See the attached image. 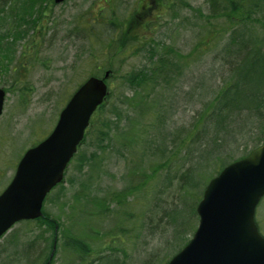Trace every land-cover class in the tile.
Returning <instances> with one entry per match:
<instances>
[{
	"label": "trees",
	"instance_id": "16d2710c",
	"mask_svg": "<svg viewBox=\"0 0 264 264\" xmlns=\"http://www.w3.org/2000/svg\"><path fill=\"white\" fill-rule=\"evenodd\" d=\"M50 3L53 1L0 0V81L1 77H7L8 73V82L3 87L7 93L17 89L22 96L25 94L24 90L31 89V86L23 82L20 77L19 69L23 63L20 57L15 56L17 44L19 40L25 39L30 31H34L38 36V29L43 28L44 16L51 10ZM165 4L169 7L172 2L168 3L165 0ZM185 5L202 21V27L209 33V40L205 44L207 50L210 49L212 53L216 51L215 62L219 63L226 73L216 84L211 96L202 105L196 119H193L187 129L182 127L174 134L168 133L164 116L165 106L159 99L163 95H160L165 92V89L173 90L172 86L176 84L177 76L182 73L181 65L187 64L203 43L199 42L187 55L179 54L172 46L164 45L161 41L155 45L150 42L151 39L143 44L136 38L137 29H131L132 25L127 23L125 25L128 27H124V23L119 21L121 19L111 12V19L108 22L110 35L107 37L106 47L109 51L107 57L117 53L123 54L131 44L139 43L145 45L142 51L148 63L122 76V81L132 89L131 97L126 98V95L122 94L123 100L120 104L125 107L124 115L117 105L107 109L112 97V91H110L105 102L93 115L74 158L78 162L76 167L79 172H82L85 167L101 168L100 156L111 149V145L108 144L111 139L121 141V146L118 145L119 148L115 150L118 155L132 156L137 153V156L130 159L127 173L122 179L123 187L109 189L105 193L98 190V194H94L91 188L97 182L96 178L90 175L85 182L81 183V189L74 194L75 208L73 202L72 206L66 205L67 208H74L70 216L73 227L62 231L61 249L69 250V264L125 263L128 259L127 254L123 249L113 247L116 244L114 236L117 234L116 231L124 236L132 231L135 232L141 220L133 210L127 208L131 203L129 198L143 190L147 191V186L154 189L157 184L154 186L153 181L161 173L165 174V180L158 189L159 196L161 197L171 188L177 190L179 194L171 202L168 201L170 196L159 198L156 195L153 198L152 206L146 212L148 228L152 233L156 226H159L161 230L164 228L166 234L174 225L173 234L176 232V238L173 239L172 246L170 245L163 258L151 256L147 264H166L192 236L197 225L195 209L206 184L226 165L234 161L227 152L229 150L227 147L230 146L229 137L232 135L230 134L231 125L243 116L247 119L261 118L259 137L252 141L250 151L262 142L264 135V0H204L203 7L206 13L189 4ZM106 10L108 8H100L97 16L102 17ZM94 21L87 27V39L91 40L93 37L95 41H98L97 38L105 37V34L101 35L97 31L98 36L92 34L93 30L100 25L98 17ZM217 27L222 28L220 35L226 36L220 48L218 44L224 39H218ZM117 31L119 35L115 38ZM39 36L43 38L42 33ZM156 57L158 60L156 64H153V59ZM107 70L110 71L109 81H112L116 77V72L108 64L103 65V68L97 67L96 71L89 76L101 77ZM157 95L160 96L158 100L155 99ZM63 97L64 102H67L70 95H63ZM102 111L104 118L102 119L101 115L96 117ZM88 137L91 139L89 145L92 147L90 154L80 151ZM190 144L196 146L195 154L197 155L188 152L185 158H180L181 151ZM146 157H158L159 161L153 164L149 158L146 160ZM136 158L143 159V162L145 159L146 167L135 162ZM130 163H132L131 166ZM178 164L179 166L173 172L172 166ZM185 164H188V168L183 169ZM59 186L63 187L62 184ZM82 207L85 209L82 210ZM74 215L77 216L76 219ZM108 218L112 221L114 219L115 228L102 232L101 228L96 227L98 225L94 223L103 225ZM26 223L34 224L31 227L35 229H41L43 225L47 226L52 231L51 237L56 236L57 231L59 232V228L56 231L59 226L57 220L51 218L45 208L41 218ZM42 231L48 233L46 228ZM9 241L8 245L12 243V240ZM46 241L47 238L43 243L45 244ZM34 243L35 240L32 239V244L27 248L35 247L37 250L35 263L39 264L44 256L48 260L50 245L47 247L45 244L42 248L41 244ZM120 253L124 258L122 260L117 256Z\"/></svg>",
	"mask_w": 264,
	"mask_h": 264
},
{
	"label": "rangeland",
	"instance_id": "374dc122",
	"mask_svg": "<svg viewBox=\"0 0 264 264\" xmlns=\"http://www.w3.org/2000/svg\"><path fill=\"white\" fill-rule=\"evenodd\" d=\"M164 1L66 0L56 5L50 3L51 10L42 21L43 28L41 30L37 28L38 36L34 31H30L26 38L19 40L17 44L15 56L20 57L23 63L19 69L20 77L23 82L31 86V89L24 90L25 94L22 96L17 89L9 91L5 97L4 109L0 118V192L12 179L23 153L45 138L55 126L63 103L65 104L63 95H71L92 72L96 71L97 67L103 68V65L108 64L116 72V77L108 82L112 97L107 109L117 105L124 115L125 107L120 104L123 100L122 94L129 98L132 96V89L122 81V76L141 68L148 63V60H145V54L142 51L145 45L139 43L131 44L123 54L117 53L107 57L109 52L106 47L107 37L110 35L108 22L111 19V12L121 19L119 21L124 23V27H128L125 25L127 23L132 25L131 29H137L136 38L143 44L151 39L153 41L150 42L155 45L161 41L164 45L172 46L179 54L187 55L199 42L203 43L189 60L190 63L181 65L182 73L177 76L176 84L172 86L173 90L165 89V92L160 95H163L162 97L157 95L155 98L158 100L160 97V102L164 103L168 133L174 134L182 127L187 129L193 119H196L197 112L211 96L212 90L226 71L215 62L214 53L216 51L212 53L210 49L207 50L205 44L209 40V33L202 27V21L185 5L189 4L206 13L203 7L204 0H167L168 3L172 2L169 7L164 5ZM102 7L108 10L102 17H99L97 12ZM96 17L100 25L93 30L92 34H97V36V32L101 35L105 34L106 39L104 36L98 37V41H95L93 37L91 40L87 39V27L90 22H95ZM217 30L218 39H224L218 44L220 48L226 36L225 34L220 35L221 27H217ZM40 31L43 38L39 36ZM117 35H119L118 31L115 33V38ZM157 60V57L154 58L153 64H156ZM8 78V73L7 77H1L0 87L6 86ZM130 114L133 115L132 112ZM100 115L103 119L104 112H99L96 117ZM260 122L261 118L247 119L243 116L231 125L230 134L232 135L229 137L230 146L227 147L229 149L227 152L234 161L250 151L252 141L259 137ZM90 141L88 137L86 143L80 148L81 152L88 154L92 152ZM108 144L111 145V149L100 156L101 168L88 169L85 167L82 172H79L76 167L78 162L74 158L65 173L63 187L58 186L54 189L44 204L49 216L56 219L59 224L56 228V231L59 228L60 232L57 231L58 251L52 264H69V250L61 249L62 231L73 227L70 216L75 208L74 194L81 189V183L85 182L90 175L96 178L97 183L91 188L94 194H98V190L105 193L109 189H120L124 185L122 179L127 173L130 159L137 156V153L132 156L118 155L115 150L119 148L118 145L121 146V141L111 139ZM245 145L247 146L244 147ZM195 148L193 144L188 145L181 151L180 158H185L188 152L195 154ZM148 158L153 164L159 161L158 157H146V160ZM142 160L136 158L135 162L146 167L147 161ZM179 164L172 166L173 172ZM182 168H188V164L183 165ZM164 180L165 174H159L153 181L154 186L157 184L154 189L147 186V191L143 190L129 198L131 203L127 208L133 210L141 220L135 232L132 231L124 236L116 231L117 234L114 236L116 244L113 247L123 249L128 257L125 263L122 262L123 264H147L151 256L163 258L173 239L176 238V232L173 234L174 225L168 229L166 234L164 228L161 230L159 226H156L152 233L148 228L146 212L151 208L153 198L156 195L159 198L170 196L168 201L171 202L179 194L177 190L171 188L160 197L158 189L163 185ZM72 202L74 208H67L66 205L72 206ZM84 209L82 207V210ZM74 217L77 218L76 215ZM113 221L108 218L103 225L94 224L98 225L96 227L101 228L102 232H106L115 228ZM255 221L260 235L264 237V197L256 208ZM33 225L17 224L0 240V264L8 262L10 257H14L20 251V240L24 242L30 238L34 239L37 244H42L46 238L51 237L52 231L47 226L44 228L48 233L42 231L43 228H32ZM14 233L17 239L8 245L7 242H10ZM17 233H21L20 236ZM41 247L44 248L45 244ZM117 256L121 260L124 259L121 253Z\"/></svg>",
	"mask_w": 264,
	"mask_h": 264
},
{
	"label": "water",
	"instance_id": "95a60500",
	"mask_svg": "<svg viewBox=\"0 0 264 264\" xmlns=\"http://www.w3.org/2000/svg\"><path fill=\"white\" fill-rule=\"evenodd\" d=\"M64 0H54L56 4ZM90 77L72 94L51 133L28 149L0 194V237L15 223L41 217L46 195L64 177L90 118L108 95L105 79ZM5 91L0 88V116ZM264 197V136L245 158L212 178L196 207L190 240L167 264H264V238L255 224Z\"/></svg>",
	"mask_w": 264,
	"mask_h": 264
},
{
	"label": "flooded vegetation",
	"instance_id": "af4514ba",
	"mask_svg": "<svg viewBox=\"0 0 264 264\" xmlns=\"http://www.w3.org/2000/svg\"><path fill=\"white\" fill-rule=\"evenodd\" d=\"M20 234L21 233H17L18 236H20ZM20 243H21L20 251H18L14 255V257H10V260L8 262H4L1 264H37L35 263V259L37 258V254H38L37 250H35V247L27 248L32 244V239L27 238L24 242L20 240ZM45 243L50 245V250L48 252V260H49L51 253L53 252L54 240L52 237H49ZM34 244L38 245L36 241ZM48 260L46 259L45 264L47 263Z\"/></svg>",
	"mask_w": 264,
	"mask_h": 264
}]
</instances>
